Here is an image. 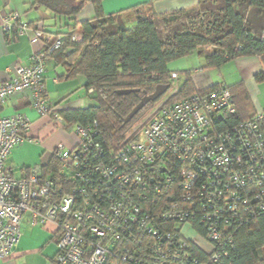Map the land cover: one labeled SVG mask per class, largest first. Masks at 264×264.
Wrapping results in <instances>:
<instances>
[{
	"label": "built area",
	"instance_id": "2783aa9c",
	"mask_svg": "<svg viewBox=\"0 0 264 264\" xmlns=\"http://www.w3.org/2000/svg\"><path fill=\"white\" fill-rule=\"evenodd\" d=\"M43 27L0 10L4 34L17 29L16 38L38 47L0 85V108L29 93L35 113L66 131L46 89L47 62L61 40L47 49ZM168 99L116 147L99 140L97 123L68 131L75 145L53 151L61 177L43 165L20 178L6 168L14 149L32 143L31 118L0 113V262L17 247L27 213L33 227L55 226V264H190L192 244L213 262L228 257L233 232L264 213V110L227 127L237 106L225 83Z\"/></svg>",
	"mask_w": 264,
	"mask_h": 264
},
{
	"label": "trees",
	"instance_id": "16d2710c",
	"mask_svg": "<svg viewBox=\"0 0 264 264\" xmlns=\"http://www.w3.org/2000/svg\"><path fill=\"white\" fill-rule=\"evenodd\" d=\"M103 1L26 0L31 8L42 9L59 23H65L60 29L65 32L60 33L43 27L44 33L51 38L47 49L61 40L60 48L49 58L67 62L70 78L80 76L86 80L85 90L91 106L65 111L57 109L67 126L66 133L76 126L97 123L99 140L106 147H116L160 101L169 97L167 104L170 105L199 92L188 74L184 85L170 95L174 74L170 65L195 53H203L206 64L200 69L203 71L220 69L238 59L258 58L263 70L256 80L264 82V0H225L218 8L205 9L204 16L198 18V27L179 23L180 16L191 12L180 11L159 17L151 5L137 6L120 15L104 18ZM87 5L95 8L97 18L77 23L76 17ZM162 21L169 25L172 22L175 27L165 34ZM42 22H29V25L33 27ZM77 36L82 38L81 41H73ZM161 85L170 86V90L125 124L124 120L145 95H152ZM228 88L235 98L237 115L230 118L226 126L255 118L258 110L244 85L240 83ZM125 90L139 92L118 95L119 91ZM46 168L61 177L54 158ZM194 228L202 235L206 232L198 222ZM233 235L234 248L227 247L228 257L217 263L192 244L190 264H264V213L258 214L249 225L241 226Z\"/></svg>",
	"mask_w": 264,
	"mask_h": 264
},
{
	"label": "crops",
	"instance_id": "0c3cea01",
	"mask_svg": "<svg viewBox=\"0 0 264 264\" xmlns=\"http://www.w3.org/2000/svg\"><path fill=\"white\" fill-rule=\"evenodd\" d=\"M141 5H151L156 14L163 17L180 11L195 10L199 7L200 0H104L102 4L104 18L120 15ZM0 10L3 13L18 12L23 16L24 21L30 23L43 20V26H46L48 30L58 33L65 32L60 30L65 26V23H59L42 9L31 8L26 0H0ZM96 18L95 8L92 5H87L76 17V22L81 23ZM12 34L6 35L0 29V85L13 78L18 66L29 65L33 52L38 50V47H34L30 43L28 37L16 38V35ZM192 56L173 66L170 65V71L178 75V79L173 80V83L184 78L183 84L180 85L181 88L188 74H191L197 91L206 90L220 83H225L229 87L242 83L255 106L258 102L257 110H264V106H259V97L262 94L261 89L264 82L259 83L256 80V76L263 70L258 58L231 61L225 65L234 66V70L231 69L224 73L221 70L228 69L225 65L220 69L200 70L206 65L204 63L202 66L201 62L204 61L202 56L200 59L198 58L199 62H197L200 67L189 68L187 61ZM69 71L67 62H63L61 58L48 59L46 89L51 106L60 111L90 107L91 102L86 101L88 97L85 90V78L80 76L70 78ZM231 78L235 79L233 83H229ZM16 112H23L31 118L29 138L32 140V143H26L24 146L14 149L6 162V168L11 170L17 178L26 175L32 167L49 165L53 160V151L59 144H64L67 147L75 145V139L70 134L56 127L49 119L40 118L35 113L31 108L29 93L15 95L0 108V113L6 116ZM56 254L55 226L50 225L47 229L33 227L31 215L27 213L23 217L22 236L17 247L12 256L0 264H55Z\"/></svg>",
	"mask_w": 264,
	"mask_h": 264
},
{
	"label": "rangeland",
	"instance_id": "374dc122",
	"mask_svg": "<svg viewBox=\"0 0 264 264\" xmlns=\"http://www.w3.org/2000/svg\"><path fill=\"white\" fill-rule=\"evenodd\" d=\"M225 0H201V5H199L198 8H196L195 10H192V11H188V12H191V13H186L184 14L183 16H180L181 18L179 19V23L181 25H186L188 27L190 26H193L195 25L196 27L197 26V21H199V17L201 16H204V10L206 8H218L221 6V4L224 2ZM200 13V15H198ZM202 20V18H201ZM175 27V24L171 22V24H165L164 21L161 22V28L163 30V32L166 34L168 31H171V29H173ZM201 54V55H200ZM204 57L203 56V53L200 52V53H195L190 59H188L187 61V65L189 68H198L200 67V65L198 66L197 62H199L198 58L200 59V57ZM202 59V58H201ZM201 61V60H200ZM177 63H180L179 61L175 62V63H172L171 65H175ZM202 66H204V63L205 61H202ZM195 66V67H194ZM226 66V65H225ZM224 66V67H225ZM228 67V69L226 68L225 70H221L222 72L225 73V71H232L234 70V66H226ZM234 74H236V71H234ZM234 78H231V80L229 81V83H233L234 82ZM184 82V78L180 79L179 81H174L173 83V87H172V90L170 91V94H172L173 92H175L176 90H178L180 88V85L183 84ZM262 91V94L260 95L259 97V106H264V84H263V87L261 89ZM165 100V99H164ZM164 100L160 101L153 110L149 111L146 115H144L140 120L139 122L137 123L140 124L142 123L144 120L148 119L150 115L153 114L154 110L155 109H158L160 108L163 103H164ZM86 101H90L89 99H86ZM91 102V101H90ZM256 106H258V102L256 104ZM260 107H258V109H260Z\"/></svg>",
	"mask_w": 264,
	"mask_h": 264
},
{
	"label": "water",
	"instance_id": "95a60500",
	"mask_svg": "<svg viewBox=\"0 0 264 264\" xmlns=\"http://www.w3.org/2000/svg\"><path fill=\"white\" fill-rule=\"evenodd\" d=\"M127 18L129 17L127 16ZM169 90H170V86L161 85L155 89V92L152 95H145V97L141 100L140 104L137 107H135L134 110L124 120L125 124H129L148 104L160 100ZM137 92L139 91L125 90V91H119L118 95L126 96V95H130L131 93H137Z\"/></svg>",
	"mask_w": 264,
	"mask_h": 264
}]
</instances>
